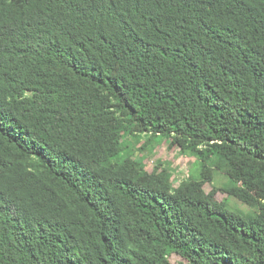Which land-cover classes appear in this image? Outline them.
Returning a JSON list of instances; mask_svg holds the SVG:
<instances>
[{"label": "trees", "instance_id": "obj_1", "mask_svg": "<svg viewBox=\"0 0 264 264\" xmlns=\"http://www.w3.org/2000/svg\"><path fill=\"white\" fill-rule=\"evenodd\" d=\"M173 257L264 264V0H0V264Z\"/></svg>", "mask_w": 264, "mask_h": 264}, {"label": "rangeland", "instance_id": "obj_2", "mask_svg": "<svg viewBox=\"0 0 264 264\" xmlns=\"http://www.w3.org/2000/svg\"><path fill=\"white\" fill-rule=\"evenodd\" d=\"M169 141L164 140L161 145L155 147L154 151L151 154H148L146 160L144 162L146 170L151 171L153 168H156L158 162L160 164H168L169 169L172 172V178L170 184L172 187H177L180 181L187 178V174L189 170L196 164L194 157L188 153L181 154L177 149L168 148ZM226 182L225 178L220 174L215 176V179L211 185L204 186L206 192L210 191L211 187H216L217 189H221ZM216 198L218 201H221L226 198L225 194L222 192H218L216 194ZM227 203L230 208L238 209L242 212H248L249 209L240 204L238 201L228 198ZM179 261L178 258H171V264H177Z\"/></svg>", "mask_w": 264, "mask_h": 264}]
</instances>
